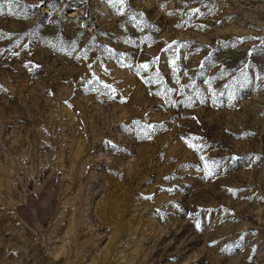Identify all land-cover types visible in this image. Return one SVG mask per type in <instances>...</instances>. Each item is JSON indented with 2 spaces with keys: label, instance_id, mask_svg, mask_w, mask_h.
Segmentation results:
<instances>
[{
  "label": "rangeland",
  "instance_id": "rangeland-1",
  "mask_svg": "<svg viewBox=\"0 0 264 264\" xmlns=\"http://www.w3.org/2000/svg\"><path fill=\"white\" fill-rule=\"evenodd\" d=\"M0 264H264V0H0Z\"/></svg>",
  "mask_w": 264,
  "mask_h": 264
},
{
  "label": "snow or ice",
  "instance_id": "snow-or-ice-1",
  "mask_svg": "<svg viewBox=\"0 0 264 264\" xmlns=\"http://www.w3.org/2000/svg\"><path fill=\"white\" fill-rule=\"evenodd\" d=\"M119 2L122 3L123 0H119ZM193 11H194V12H198L199 10H198V9H195V10H193ZM173 64H175V61H173ZM139 67H140V68L147 69V68L149 67V65H148V64H142V65H139ZM149 127H152V126L149 125ZM148 138H150V137H148ZM190 146L195 147L194 145H190ZM233 159H237V158L233 157ZM208 174L211 175V174H212L211 171H209ZM229 191H233V192H235V190H232V189H230ZM149 198H150V197H149ZM197 226L199 227V225H197Z\"/></svg>",
  "mask_w": 264,
  "mask_h": 264
}]
</instances>
